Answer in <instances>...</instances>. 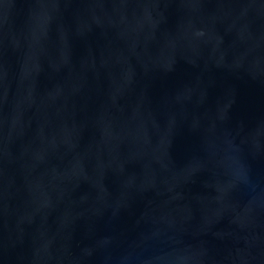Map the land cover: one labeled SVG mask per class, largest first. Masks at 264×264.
Listing matches in <instances>:
<instances>
[{
  "label": "water",
  "instance_id": "obj_1",
  "mask_svg": "<svg viewBox=\"0 0 264 264\" xmlns=\"http://www.w3.org/2000/svg\"><path fill=\"white\" fill-rule=\"evenodd\" d=\"M0 264H264V0H0Z\"/></svg>",
  "mask_w": 264,
  "mask_h": 264
}]
</instances>
